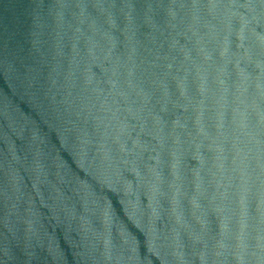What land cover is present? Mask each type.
Listing matches in <instances>:
<instances>
[{
	"label": "water",
	"instance_id": "obj_1",
	"mask_svg": "<svg viewBox=\"0 0 264 264\" xmlns=\"http://www.w3.org/2000/svg\"><path fill=\"white\" fill-rule=\"evenodd\" d=\"M0 264H264V0H0Z\"/></svg>",
	"mask_w": 264,
	"mask_h": 264
}]
</instances>
